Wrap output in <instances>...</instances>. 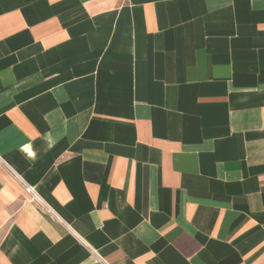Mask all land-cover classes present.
I'll return each mask as SVG.
<instances>
[{
	"label": "crops",
	"instance_id": "crops-1",
	"mask_svg": "<svg viewBox=\"0 0 264 264\" xmlns=\"http://www.w3.org/2000/svg\"><path fill=\"white\" fill-rule=\"evenodd\" d=\"M0 264H264V0H0Z\"/></svg>",
	"mask_w": 264,
	"mask_h": 264
}]
</instances>
